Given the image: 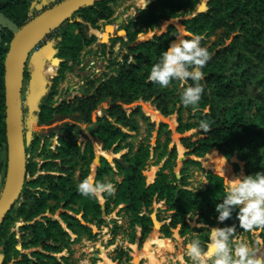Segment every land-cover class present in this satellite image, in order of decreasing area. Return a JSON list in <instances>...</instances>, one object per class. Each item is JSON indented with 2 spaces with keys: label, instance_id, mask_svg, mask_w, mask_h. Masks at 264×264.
Here are the masks:
<instances>
[{
  "label": "trees",
  "instance_id": "trees-1",
  "mask_svg": "<svg viewBox=\"0 0 264 264\" xmlns=\"http://www.w3.org/2000/svg\"><path fill=\"white\" fill-rule=\"evenodd\" d=\"M57 1L0 0V193L6 173L4 59L12 30ZM117 1L102 0L82 8L46 36L48 39L54 35L55 58L61 61L40 107L38 124L59 123L47 135L35 134L26 144L27 156L36 151L43 153L39 172L44 173L35 176L36 164L27 159L29 179H25L22 194L5 215L0 230L3 264L10 261L14 264H73L68 256H57L70 252L75 241L71 235L76 239L85 235L90 240L95 237L90 224L105 225L98 197L84 196L78 191V184L91 174V164L96 157L90 139L81 149L82 143L73 137L74 133H79L78 122L87 125L89 136L101 145L103 152H123L120 160L112 161L113 166L107 158L99 156L94 179L115 185L113 193L101 195L105 201L104 212L108 216L123 205L117 216L122 213L121 216L128 219L130 244L136 243L138 230V244L152 232L150 208L154 202L163 203L170 212L168 222L162 224L159 231L167 239L176 229L181 237L189 231L202 232L212 226L233 223L237 224V230L244 229L239 226L235 212L223 222L216 219L215 204L226 194L222 176L206 172V186L189 189L185 180L188 166L203 167L199 161L188 158L183 160L180 177H177L174 168L178 154L175 145L170 147L171 130L166 123L148 122L146 139L138 145L129 142L139 132L136 116L149 119L140 107L127 113L124 105L138 100L150 102L164 117L176 114L177 133L183 135L197 130L195 139L194 135L180 139L185 156L202 158L212 150L215 158L226 160L236 156L238 161L244 162V175L264 170V0H207V10L203 12H197L201 0H153L139 10L132 29H125L126 40L121 37L111 40L112 48L120 42L126 45L121 60L112 59L113 73L86 80L79 96L53 101L66 72L80 65L82 52L97 41L95 35H87L86 27L97 28L100 20L110 22L114 15L112 5ZM35 4L39 9L33 8ZM177 18H182L180 23L186 38L199 35L201 44L211 53L203 68L206 76L200 83L204 91L196 106H185L180 99L183 88L193 83L191 80L174 79L162 87L148 79L152 65L176 39L174 34L178 29L170 24L160 35L137 41L140 34L159 31L164 22ZM211 37L215 39L208 45ZM31 76L29 71L23 72V80L29 81ZM104 103L106 108L102 106ZM201 120L210 122L208 131L200 128ZM153 130L156 137L151 146ZM53 138H57V145L52 148ZM161 163L155 177L147 182L148 170ZM77 170L80 175L75 179ZM234 170H238L237 164ZM60 209L58 220L54 215ZM79 214L81 219L77 218ZM191 216L197 217L196 222L201 227H190ZM11 221L18 226L17 232L10 231ZM157 221L161 222L159 218ZM113 223L108 245L115 243L121 230L116 220ZM207 242L205 236L202 246L205 251ZM22 250L31 251L27 254ZM129 253L130 249L117 247L110 259L116 264H130Z\"/></svg>",
  "mask_w": 264,
  "mask_h": 264
},
{
  "label": "rangeland",
  "instance_id": "rangeland-1",
  "mask_svg": "<svg viewBox=\"0 0 264 264\" xmlns=\"http://www.w3.org/2000/svg\"><path fill=\"white\" fill-rule=\"evenodd\" d=\"M153 0H148L146 3L149 4ZM207 0H201L200 4L197 6L198 8L202 3H206ZM113 9H114V15L110 22L108 21H102L100 20L97 23V28H93L92 26L88 25L86 27V33L88 36L95 35L97 38V41L91 45L90 47L86 48L80 57V65L74 66V70L67 71L65 74V77L63 78L62 82L59 85L58 88V94L54 97L53 101L58 102L61 99H67L72 98L75 95H81V90L84 87V84L86 80L88 79H96L98 77H101L103 74L105 75H111L113 73L112 69V59H117L118 61L121 60L122 53H125V47L126 45L124 42H120L116 44L113 48L111 47L110 43L111 40L115 38H124L126 40V35L123 33H120L119 35L116 33L120 30H125L128 27H131L132 29V21L136 20V18L139 15V10L144 8V0H118L117 2L113 3ZM33 8L35 10L39 9V5H34ZM122 17V22L120 24H117V18ZM182 18L173 19L167 22H164L161 26V29L158 31L159 34L161 32H165V26H168L170 24H173L177 29L178 32L185 33L183 26L181 25L180 21ZM115 20V21H114ZM111 25L115 27V32L111 30L106 31V26ZM59 27V26H58ZM135 28V26L133 27ZM56 29V28H55ZM108 34V36H107ZM186 34V33H185ZM187 35V34H186ZM105 36V38H102ZM153 36V32H150L148 34L140 35L137 38V41H144ZM50 38V39H49ZM47 40H45L43 43L40 44L39 49L45 51L43 53L44 60H46L45 64H42L41 59L38 60L37 67L39 68H32L30 65H26L27 61L23 65V71H22V78L19 84H17V90L20 95L21 99V117H22V123H23V130L25 134L26 144H29L31 140H33L35 134H38L40 136L47 135L49 133V130L53 127H56L59 122H54L50 125H39L38 124V113L40 110L41 105L44 102L45 96L48 94L49 89L52 85V79L57 75L58 70V60L55 58V50L53 47L54 44V35L50 36ZM215 38L211 37L209 41H207V44L209 45L210 42H212ZM105 45L103 48L102 46ZM41 52V51H40ZM38 53V52H37ZM44 62V61H43ZM29 71V73H34L38 71L40 73L41 79H42V85H43V93L40 94V91L38 92V95L31 96L29 92V81L23 80V72ZM35 70V71H34ZM34 71V72H33ZM104 108L107 107V104H102ZM137 107H140L145 116L148 117L150 120H143L140 115L136 116L137 120L140 123L139 132L137 135L132 136L131 139H129V142H132L133 145H138L143 139H146L147 133H148V122H154L156 125L159 122L166 123L171 130V143L170 147L174 146L177 150V160L176 165L174 168V172L177 175V177H180V169L182 168V162L185 159L191 158L196 161H199L201 163V166L203 169H201L198 166H188L187 168V175H186V182L188 184L189 189L193 190H199L206 186L207 180H206V172H213L216 174H219L224 179V184L226 185L229 183V178H232L234 176L245 174L244 171V162L238 161L236 156L231 157L230 159L223 160L221 157L215 158L211 153H207L202 158H197L195 156H185L186 150L184 149L183 145L180 142V139L185 136L194 135V138L197 137L195 134L197 130H191L189 132H186L185 134L181 135L176 132V126H177V116L176 114L171 115L169 117L162 116L158 111V113L163 117V120L160 121H154L152 118L148 115L146 109L155 108L150 104V102H145L142 100H138L136 102H133L128 105H124V108L126 109L127 113H130L132 110L136 109ZM25 109V112H24ZM100 114V112H98ZM96 112L93 113V120H95ZM67 121V120H66ZM78 126V132L74 133L73 137L79 139V143H82L81 149H83L84 143L87 141V139H90L93 143V149L95 152V155L99 158V156H104L105 158L113 161V160H120V156L123 152L118 154L113 153H106L101 150V145L95 141L92 137L89 136V132L87 130V125L85 123H76ZM157 127H155V130ZM153 130L150 136V144L151 146H154L155 144V137H156V131ZM133 134V133H132ZM163 139V135H162ZM57 145V138L52 139V148ZM125 152V151H124ZM222 155V154H221ZM43 153L41 151H36L32 154H29L27 156V159H31L35 164L37 168L36 175L42 174L44 172H39V169L41 167V159H42ZM222 161H226L229 163L231 167V174L227 175L226 173L219 170L218 165L222 163ZM234 164L238 165V170L235 172L234 170ZM99 165V160H94L91 164V174L95 176L96 174V168ZM113 166V165H112ZM162 166V163L158 166H155L157 168L156 172L159 170V168ZM217 167V168H216ZM150 170V169H149ZM148 172L146 173L147 182L150 181L152 178V175H150ZM155 172V175H156ZM80 175V171H76L74 178L78 179ZM155 177V176H154ZM26 179H29L27 176ZM2 179H0L1 183ZM98 199L100 201V204H104V199L102 196H98ZM20 204L17 203V206ZM123 206V205H122ZM115 208L111 214L108 216L102 215V217L106 220V223L104 226L97 227L94 224H90V227L92 228L93 234L95 235L94 238L88 239L87 236L83 235L76 239V236L71 235L72 240H75L72 245L70 246V252H63L61 254H58V258L61 256H68L69 262L73 264H104L106 262L105 257L108 250V241L111 238L110 233L111 229L114 225L113 221L116 220L118 226H121V230L119 231V235L116 237V244L118 246H121L124 249H130L129 255L131 256L130 264H194L191 257L187 254L186 251V244L188 241H190L193 238H199L201 241V246H203L204 238L205 236L208 237V230H203L202 232L197 231H189L185 236L181 237L178 234V230H173V235L167 239L166 237H162V234L159 232L160 227L162 224L167 223L166 220L167 216L170 214V212L166 211V207L162 203H156L154 202L151 206V217L154 220H157L159 218L161 220L158 221L157 224H154L152 226V232L149 234L147 239L142 242L141 244H138L139 240V230L137 232V239L135 244H130L128 242L129 233H131V228L128 226L127 221L128 219L126 217H122L123 215L121 213L120 216H117V211L120 207ZM112 204H110V209H112ZM62 209L58 210L56 214L54 215L55 219H59V212H61ZM72 214V213H70ZM47 216H51L50 214H46ZM77 218L81 219V215H77ZM197 217L191 216V220L189 221L190 227H201V224H198L196 222ZM64 226V225H63ZM17 225L14 221L10 222L9 228L11 232H17ZM155 234V235H152ZM154 236V237H153ZM146 241H148L146 246ZM239 242H245L247 243L251 248L255 249V254L257 256L264 257V230L260 229H238L231 238V243L234 246L236 243ZM167 247L165 246V244ZM134 245V246H133ZM156 246V247H152ZM207 245V244H206ZM147 247V248H146ZM110 248V247H109ZM146 250L144 251V249ZM152 248V249H151ZM152 250L154 257V260H148L146 257H137L138 254L142 255L144 252H147L148 250ZM31 250L21 252L29 254ZM144 251V252H143ZM142 252V253H139ZM113 253V252H112ZM112 253L109 254V256H112ZM99 255V256H97ZM99 259V260H98ZM101 261V262H100ZM103 262V263H102ZM110 264H116V262ZM0 264H3V256L0 249ZM8 264H14V261H10Z\"/></svg>",
  "mask_w": 264,
  "mask_h": 264
},
{
  "label": "clouds",
  "instance_id": "clouds-1",
  "mask_svg": "<svg viewBox=\"0 0 264 264\" xmlns=\"http://www.w3.org/2000/svg\"><path fill=\"white\" fill-rule=\"evenodd\" d=\"M147 2L144 0L145 6ZM174 36L176 39L152 65L148 79L162 87L168 86L174 79L191 80L193 83L183 88L180 99L185 106H196L204 91V85L200 82L205 79L203 68L210 60L211 53L201 44L199 35L186 38L185 33L176 32ZM200 128L208 131L210 122L201 120ZM229 181L224 189L226 194L215 204L218 213L216 219L223 222L235 212L240 227L264 230V170L240 174L229 178ZM78 191L84 196L98 197L113 193L115 185L97 181L93 175H89L78 184ZM236 231V223L209 227L207 251L202 248L199 238H193L186 244L187 254L194 264H264V257L257 256L255 249L247 243L232 245L231 237Z\"/></svg>",
  "mask_w": 264,
  "mask_h": 264
},
{
  "label": "water",
  "instance_id": "water-1",
  "mask_svg": "<svg viewBox=\"0 0 264 264\" xmlns=\"http://www.w3.org/2000/svg\"><path fill=\"white\" fill-rule=\"evenodd\" d=\"M99 1L102 0H59L50 7L39 12L20 28L12 30L13 36L4 59L6 173L4 185L0 193V230L5 215L13 208L20 198L25 179L27 178L26 139L21 117L22 106L20 95L14 83L13 72L18 65H21L22 78L24 63L30 58V54L35 48L43 42L47 34L60 26L78 10L91 6ZM205 10H207V5L206 3H202L197 12H203ZM121 22L122 17H119L116 23L120 24ZM0 24H2L1 21ZM107 30L115 32V27L107 25L106 31ZM116 33L118 35L120 33L126 35L125 30H120ZM153 35H160L158 29H154ZM102 38H105V36ZM45 51H43V53ZM60 61L61 60H58V63ZM95 160H99V158L96 156ZM108 161L111 162L109 159ZM101 211L102 215H105L104 204H101ZM157 223L158 221L153 219V226Z\"/></svg>",
  "mask_w": 264,
  "mask_h": 264
},
{
  "label": "crops",
  "instance_id": "crops-1",
  "mask_svg": "<svg viewBox=\"0 0 264 264\" xmlns=\"http://www.w3.org/2000/svg\"><path fill=\"white\" fill-rule=\"evenodd\" d=\"M41 51V52H40ZM38 52V53H37ZM39 55L40 56H43L44 57V55H43V50H41V49H39V50H37V51H35V52H33L32 54H31V56H30V58H29V60H28V65H30V67H32V68H34V69H36V68H39V67H37V65H38V60H40L41 59V61H42V64L44 65L45 64V62H46V60H44V58L43 57H39ZM40 69V68H39ZM35 71V70H34ZM33 71V72H34ZM32 78L30 79V81H29V83H28V85H29V92H30V94H32L31 96H36V95H38V92L40 91V94H42L43 93V91H44V89H43V85H42V79H41V76H40V73L38 72V71H36V72H34V73H32ZM156 110V109H155ZM157 111V110H156ZM215 150V149H214ZM212 152V150H210L209 151V153H211ZM208 153V154H209ZM205 158V157H204ZM111 163V165H113V163H112V161L110 162ZM156 170H157V168L155 167V166H153V167H151L150 168V170H149V173H150V175H152V178L150 179V181L154 178V176H155V172H156ZM117 180H119V178H117ZM149 182V181H148ZM163 204V203H162ZM148 241H146V246H147V243ZM165 244V243H164ZM134 246V245H133ZM165 246L167 247V245L165 244ZM110 247V248H109ZM117 247H121V246H118L117 244H116V241H115V243L114 244H110V245H108V249H111V250H108L107 251V253L108 254H106V256L107 257H105V260H106V262L104 263V264H109V262H111V263H114L111 259H110V256H109V254L110 253H112ZM152 247H156V246H153L152 245ZM147 248V247H146ZM146 248L144 249V251L146 250ZM143 251V252H144ZM139 253H142V252H139ZM97 256H99V255H97ZM140 255H138L137 257H139ZM142 258H143V256H141ZM99 260V259H98ZM101 262V261H100ZM103 263V262H102Z\"/></svg>",
  "mask_w": 264,
  "mask_h": 264
},
{
  "label": "bare ground",
  "instance_id": "bare-ground-1",
  "mask_svg": "<svg viewBox=\"0 0 264 264\" xmlns=\"http://www.w3.org/2000/svg\"><path fill=\"white\" fill-rule=\"evenodd\" d=\"M13 79H14V83L17 86V84H19L20 79H21V65H18L15 68V70L13 72ZM146 111H147L148 115L152 118V120L157 121V122L160 121V120H163V117L156 110L151 109V108H147ZM217 167H219V170L224 172V173H226L227 175L231 174V167H230L228 162L222 161V163L220 165H218ZM152 235H155V234H152ZM151 249L148 250L147 252H144L140 256L146 257V258H148V260L150 259V260L153 261L155 256L153 255Z\"/></svg>",
  "mask_w": 264,
  "mask_h": 264
},
{
  "label": "built area",
  "instance_id": "built-area-1",
  "mask_svg": "<svg viewBox=\"0 0 264 264\" xmlns=\"http://www.w3.org/2000/svg\"><path fill=\"white\" fill-rule=\"evenodd\" d=\"M45 40H47V38H45V39L43 40V42H44ZM43 42H42V43H43ZM39 46H40V45H39ZM39 46H37L33 52L37 51L38 48H39ZM33 52H32V53H33ZM32 53H31V54H32ZM31 54H30V56H31Z\"/></svg>",
  "mask_w": 264,
  "mask_h": 264
},
{
  "label": "flooded vegetation",
  "instance_id": "flooded-vegetation-1",
  "mask_svg": "<svg viewBox=\"0 0 264 264\" xmlns=\"http://www.w3.org/2000/svg\"><path fill=\"white\" fill-rule=\"evenodd\" d=\"M118 19V18H117ZM115 21V20H114Z\"/></svg>",
  "mask_w": 264,
  "mask_h": 264
}]
</instances>
